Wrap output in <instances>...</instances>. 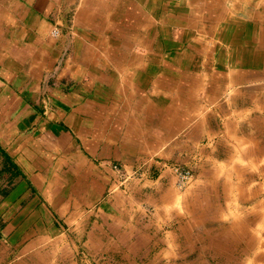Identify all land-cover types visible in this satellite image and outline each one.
I'll list each match as a JSON object with an SVG mask.
<instances>
[{"label":"crops","instance_id":"1","mask_svg":"<svg viewBox=\"0 0 264 264\" xmlns=\"http://www.w3.org/2000/svg\"><path fill=\"white\" fill-rule=\"evenodd\" d=\"M0 133V264H264V0H0Z\"/></svg>","mask_w":264,"mask_h":264},{"label":"built area","instance_id":"2","mask_svg":"<svg viewBox=\"0 0 264 264\" xmlns=\"http://www.w3.org/2000/svg\"><path fill=\"white\" fill-rule=\"evenodd\" d=\"M58 29L55 28L53 30L54 35H58ZM114 171H116V177L117 180L119 181V185L122 186V188L124 190H126L128 183L130 182V180L134 179V178H141L142 172H127L124 168L118 166L117 164H114L113 166ZM174 173L178 178L177 181V186L179 188H184L187 186V184L189 183L188 181L191 179L192 176V171L189 167L187 166H183L180 164H176L174 166Z\"/></svg>","mask_w":264,"mask_h":264},{"label":"rangeland","instance_id":"3","mask_svg":"<svg viewBox=\"0 0 264 264\" xmlns=\"http://www.w3.org/2000/svg\"><path fill=\"white\" fill-rule=\"evenodd\" d=\"M5 138H6V135H4L3 133H0V145H4V143L6 142ZM11 172H12V167L10 166L8 160L0 154V181H3L1 185L10 184ZM15 178H13V180H16ZM231 263L233 262H230V261L221 262V261L212 260L208 262L200 261L196 264H231Z\"/></svg>","mask_w":264,"mask_h":264},{"label":"trees","instance_id":"4","mask_svg":"<svg viewBox=\"0 0 264 264\" xmlns=\"http://www.w3.org/2000/svg\"><path fill=\"white\" fill-rule=\"evenodd\" d=\"M0 154L8 160L10 166L12 167L11 179H10V184H11L14 181L13 178L18 176L19 171H18L16 165L9 159V157L6 155V153L3 150H1V148H0Z\"/></svg>","mask_w":264,"mask_h":264}]
</instances>
